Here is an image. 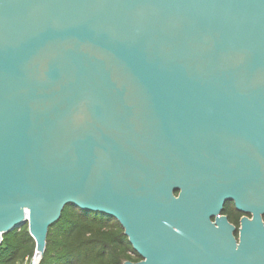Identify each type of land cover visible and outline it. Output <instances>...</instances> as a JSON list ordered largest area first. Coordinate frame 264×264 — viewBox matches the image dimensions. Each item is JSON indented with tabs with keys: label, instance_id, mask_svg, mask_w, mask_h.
<instances>
[{
	"label": "water",
	"instance_id": "1",
	"mask_svg": "<svg viewBox=\"0 0 264 264\" xmlns=\"http://www.w3.org/2000/svg\"><path fill=\"white\" fill-rule=\"evenodd\" d=\"M66 205L123 264H264V0H0V245Z\"/></svg>",
	"mask_w": 264,
	"mask_h": 264
},
{
	"label": "trees",
	"instance_id": "2",
	"mask_svg": "<svg viewBox=\"0 0 264 264\" xmlns=\"http://www.w3.org/2000/svg\"><path fill=\"white\" fill-rule=\"evenodd\" d=\"M35 247L26 224L11 230L2 236L0 264H33ZM139 260L115 219L66 205L49 228L38 264H123Z\"/></svg>",
	"mask_w": 264,
	"mask_h": 264
},
{
	"label": "flooded vegetation",
	"instance_id": "3",
	"mask_svg": "<svg viewBox=\"0 0 264 264\" xmlns=\"http://www.w3.org/2000/svg\"><path fill=\"white\" fill-rule=\"evenodd\" d=\"M225 207L229 208V209L227 210V212H225L223 214L226 215L228 221L235 226V228H236V233L235 234H237V229L240 226V220H241V218L243 216H245V214L240 212V211H238L235 208L234 203L232 201H228V202H226L224 204L222 212L225 210ZM248 216H250V215H248Z\"/></svg>",
	"mask_w": 264,
	"mask_h": 264
},
{
	"label": "rangeland",
	"instance_id": "4",
	"mask_svg": "<svg viewBox=\"0 0 264 264\" xmlns=\"http://www.w3.org/2000/svg\"><path fill=\"white\" fill-rule=\"evenodd\" d=\"M250 217V216H249Z\"/></svg>",
	"mask_w": 264,
	"mask_h": 264
}]
</instances>
